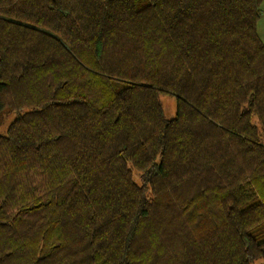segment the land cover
<instances>
[{"label": "trees", "instance_id": "obj_1", "mask_svg": "<svg viewBox=\"0 0 264 264\" xmlns=\"http://www.w3.org/2000/svg\"><path fill=\"white\" fill-rule=\"evenodd\" d=\"M262 1L0 0V264L264 262Z\"/></svg>", "mask_w": 264, "mask_h": 264}, {"label": "rangeland", "instance_id": "obj_2", "mask_svg": "<svg viewBox=\"0 0 264 264\" xmlns=\"http://www.w3.org/2000/svg\"><path fill=\"white\" fill-rule=\"evenodd\" d=\"M260 17L257 21V34L259 38L261 39L262 42H264V1L261 2L260 4ZM158 99L161 103V106L163 108L164 114L166 118H174L176 115V101L175 97L171 94L168 93H159ZM14 113L6 114L3 122L0 126V134H4L7 129L8 123L13 119ZM133 179L137 184H140V178L139 175L140 173L133 170ZM252 264H264L261 259H257L252 262Z\"/></svg>", "mask_w": 264, "mask_h": 264}]
</instances>
